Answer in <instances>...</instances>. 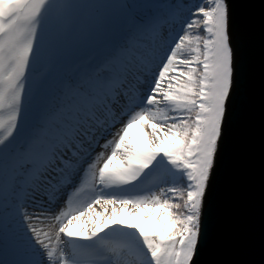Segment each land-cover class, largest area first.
<instances>
[{"label": "snow or ice", "instance_id": "obj_1", "mask_svg": "<svg viewBox=\"0 0 264 264\" xmlns=\"http://www.w3.org/2000/svg\"><path fill=\"white\" fill-rule=\"evenodd\" d=\"M100 7L0 0V264H191L196 254L234 88L229 5L196 0L182 34L167 36L163 6L122 5L97 48L72 61L49 56L37 71L42 33ZM145 187L160 195H132ZM115 205L131 216L151 207L157 227L128 223ZM82 217L89 228L73 231ZM32 220L54 221L55 240ZM6 245L14 260L3 259Z\"/></svg>", "mask_w": 264, "mask_h": 264}, {"label": "water", "instance_id": "obj_2", "mask_svg": "<svg viewBox=\"0 0 264 264\" xmlns=\"http://www.w3.org/2000/svg\"><path fill=\"white\" fill-rule=\"evenodd\" d=\"M226 3L234 88L191 264H264V0Z\"/></svg>", "mask_w": 264, "mask_h": 264}, {"label": "rangeland", "instance_id": "obj_3", "mask_svg": "<svg viewBox=\"0 0 264 264\" xmlns=\"http://www.w3.org/2000/svg\"><path fill=\"white\" fill-rule=\"evenodd\" d=\"M166 0H72V2L79 4V5H97V6H106L100 8H86V9H77L73 12H70L65 21L57 26L56 32H48L44 35V39L46 41V46L44 52L42 53L41 59L44 64V68L47 67L49 56L57 57L63 55L66 61L77 60L81 57L86 56L90 51L94 48H97L106 38L107 35V20L106 17L112 13H120L122 11L121 6L125 4H153V5H162ZM170 6V5H167ZM163 6L159 9L160 15L162 19L166 22L167 17L165 14L169 13V7ZM194 11V10H192ZM172 13V12H170ZM186 19H192L190 13L183 15L182 21L177 24V26H173V28H166L163 24V32L167 36L168 33H172L173 35L180 32L183 24L182 22ZM65 65L56 64L55 70L60 72ZM36 78L29 79V87L32 86L33 81ZM28 111V102L27 96L25 97V104L24 109L21 112L20 116V127H24V120L25 116ZM119 125H117V129ZM117 129L113 130V134ZM145 131H148L145 129ZM134 134L139 136L141 139H147L144 135V131H141L139 126L133 129ZM112 136H109L108 139H111ZM103 149H98V151ZM106 154L110 153V148L104 150ZM159 187H166V185H160ZM159 187H145V190L142 192H136L132 195H145L150 196L153 193L156 195H160ZM162 199L166 198L161 196ZM112 207H108V213L112 212ZM119 213L121 219H127L128 223H136L140 224L141 227L145 229L146 232L152 231L154 228L157 227L155 222L151 217V213L153 209L148 207L146 209H138L136 216L129 215L130 208L122 209L121 206L115 205L114 206ZM31 211V209H29ZM102 209L99 205L93 206V213H99ZM157 213L161 211V209H155ZM144 213H149V216L146 219H141V216ZM125 217V218H124ZM91 219L97 220V222H103L105 217L104 216H96L92 215ZM36 227L42 229V231L49 232L52 236L53 241L55 240V232L56 227L52 228L53 221L38 223L35 220L30 221ZM91 220L89 217H82L80 220L73 221L72 225L70 226L73 231L80 232L85 231L89 228ZM61 239H65L61 237ZM16 255L12 252L9 247L6 245L4 252H3V259L7 260H14Z\"/></svg>", "mask_w": 264, "mask_h": 264}, {"label": "trees", "instance_id": "obj_4", "mask_svg": "<svg viewBox=\"0 0 264 264\" xmlns=\"http://www.w3.org/2000/svg\"><path fill=\"white\" fill-rule=\"evenodd\" d=\"M195 2L196 0H166L161 6L174 5L175 7L171 9L169 8V13L165 14V16L167 17V21L165 22L164 27L166 26V28H168L170 26L169 28L172 29L173 26H177V24H179L182 21L183 15L188 14L189 12L188 9L191 8V5ZM193 34H196L195 30ZM32 78H36V77H29V79Z\"/></svg>", "mask_w": 264, "mask_h": 264}, {"label": "bare ground", "instance_id": "obj_5", "mask_svg": "<svg viewBox=\"0 0 264 264\" xmlns=\"http://www.w3.org/2000/svg\"><path fill=\"white\" fill-rule=\"evenodd\" d=\"M45 222H49V221H51V220H44ZM55 227V222L53 221V225H52V228H54Z\"/></svg>", "mask_w": 264, "mask_h": 264}]
</instances>
